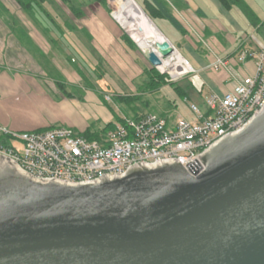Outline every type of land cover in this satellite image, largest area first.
<instances>
[{
    "label": "water",
    "instance_id": "water-1",
    "mask_svg": "<svg viewBox=\"0 0 264 264\" xmlns=\"http://www.w3.org/2000/svg\"><path fill=\"white\" fill-rule=\"evenodd\" d=\"M155 45L174 51L166 37ZM200 161L71 184L0 157V264H264V106Z\"/></svg>",
    "mask_w": 264,
    "mask_h": 264
},
{
    "label": "rangeland",
    "instance_id": "rangeland-1",
    "mask_svg": "<svg viewBox=\"0 0 264 264\" xmlns=\"http://www.w3.org/2000/svg\"><path fill=\"white\" fill-rule=\"evenodd\" d=\"M54 1L62 11L59 10V12L57 8V12L55 4L48 0L43 5L51 12L50 15L53 19L57 20L64 28L65 36L63 34V37L59 33L61 31H58L57 36H53L54 39H49L51 31L48 29L51 24L45 21L42 13L37 14L40 17L39 21L31 22L36 24L44 39H47L42 43L44 48L50 50L47 53L42 48L33 49V46L29 49V53H32L35 61L43 69L42 73L35 69L34 63L32 65L30 62V65L23 66L32 74H40L37 76L33 74L30 76L32 79L27 78V80L34 85L37 83L43 89L45 102L37 101L32 97H24L27 96L24 93L22 97L13 99L3 107V120H0V124L18 132L34 127L47 128L51 126H68L73 130H81L87 125L92 130L98 131L104 127L105 123L110 121L114 127L119 118L132 116L136 112L139 114L150 111L158 114L163 113L170 119L182 116L191 120L193 119V114L189 109L191 102L195 103L201 112L206 111L204 97L208 90L207 87L204 86L203 90L198 92L188 83L192 76H200L196 73L184 76L176 84L184 89L188 99L181 97L174 89L173 84L166 83L156 90L149 89L150 81L146 70L154 66L148 62L138 45L135 49L126 45L122 39H117L121 33L125 32L121 28L124 26L113 14L112 0L68 1L67 5L81 7V11L84 13V17L81 19H75L67 6L60 0ZM134 1L142 8L141 0ZM0 7L8 8L13 13L11 16L13 22L30 21L27 15L20 10L15 0H0ZM60 13L63 17H69L79 25L93 26L94 42L100 47L105 61L100 55L94 54L93 48L96 49L94 45L83 40L86 30H66L58 16ZM111 13L121 26L113 19ZM151 21L196 70L194 56L203 57V51L208 52L206 46H201L202 44L198 43L196 46L188 44L185 34L174 28L165 19L154 18ZM190 32L192 33L191 30ZM260 32L257 34L258 38H261L263 31ZM196 41L199 42V40ZM71 58L75 62H70ZM15 64L19 66L21 62ZM97 65L103 71L101 78L97 77L98 71L94 69ZM155 68L159 73L169 75V68L165 70ZM79 74L84 77V80H81ZM57 79L64 82V91L71 96L60 92L54 83ZM164 79L167 78L164 77ZM91 82L95 85L90 86ZM123 96L124 98L136 96L137 101L133 103L137 108L129 107L130 105L127 104L131 103L120 98ZM167 102L174 106L172 108L164 107Z\"/></svg>",
    "mask_w": 264,
    "mask_h": 264
},
{
    "label": "built area",
    "instance_id": "built-area-1",
    "mask_svg": "<svg viewBox=\"0 0 264 264\" xmlns=\"http://www.w3.org/2000/svg\"><path fill=\"white\" fill-rule=\"evenodd\" d=\"M190 30L212 55L207 69L225 74L230 83L221 93L204 97L205 112L191 102V120L178 117L170 121L155 113L124 116L100 140L87 139L68 126L18 132L0 124V157L36 180L71 184L122 175L133 165L166 160L197 169L202 165V153L226 135L241 130L264 106V34L251 37L253 49L238 52V66L232 57L219 56L192 26ZM194 73L196 70L183 57L179 71H169L165 80L176 82Z\"/></svg>",
    "mask_w": 264,
    "mask_h": 264
},
{
    "label": "crops",
    "instance_id": "crops-1",
    "mask_svg": "<svg viewBox=\"0 0 264 264\" xmlns=\"http://www.w3.org/2000/svg\"><path fill=\"white\" fill-rule=\"evenodd\" d=\"M167 1L171 5L173 15L185 30L184 34L188 38V44L196 46L198 43L205 46L201 41L197 42L190 32L192 26L202 34V39L221 57H232L237 61V54L242 48L250 50L254 48L251 37H259L257 34L261 33L260 31H263L261 36L264 34V0H242L246 8L237 5L225 8L219 0ZM12 14L8 8L0 7V120H3V107L13 99L22 97L24 93L27 94L24 97H32L37 101L45 102L43 89L37 83L34 85L27 80V78L32 79L30 76L35 73L32 74L24 67L30 65L31 62L32 65L35 64V69L40 70L39 72L42 73L43 69L35 61L32 53H29V49L33 46V49L42 48L47 53L50 49L44 48L42 43L46 39L33 23L20 20H18L19 22H13L11 21ZM75 26L78 29L86 30L85 39H83L85 42L88 41L87 35L92 36L91 44L101 53L100 47L94 42L93 26L77 23H75ZM93 30L95 31V29ZM52 36L54 35L52 34ZM117 39H119V36ZM203 54V57L194 56L197 65L196 74L200 76H192L188 83L198 92H201L203 87L206 86L208 90L205 96L211 92L221 93L230 83L225 80V74L215 73L207 69V64L212 60V55L205 50ZM250 60L248 58L249 64H251ZM18 62H21L19 66L15 64ZM236 63L238 66L241 64L239 61ZM27 90L28 92H26ZM183 98L188 99L186 93ZM173 106L174 104L167 102L164 107L172 108ZM146 113L155 112L148 111ZM142 114H145V112H141ZM158 115L164 116L163 113ZM164 117L170 121L176 119H170L168 116ZM36 129H39V127L21 131Z\"/></svg>",
    "mask_w": 264,
    "mask_h": 264
},
{
    "label": "trees",
    "instance_id": "trees-1",
    "mask_svg": "<svg viewBox=\"0 0 264 264\" xmlns=\"http://www.w3.org/2000/svg\"><path fill=\"white\" fill-rule=\"evenodd\" d=\"M49 2L55 4V10L57 11V8H58V11H62L60 9V6L55 3L54 0H48ZM62 3L65 4V6H67L69 12L71 13V15L75 18V19H81L84 17V13L83 11H81V7H78L76 5H67L66 3L70 0H60ZM102 1V0H100ZM221 2V4L225 7V8H229L230 6L232 5H237V6H241V7H245L246 8V5L243 3L242 0H219ZM15 2L17 3V5L19 6L20 10L27 15L28 19L30 20V22H34V21H39L38 18H40L38 15L40 13L43 14V17L45 18V21L50 23L51 26H50V29H48V31L50 30L51 32H49V39H54L52 34L57 36V32L58 31H61L59 32L62 36L64 34L65 36V30L64 28L61 26V24H59L57 22V20H54L53 17L50 15V11L43 5L45 2H47V0H15ZM142 10L144 11V13L151 19L153 20L154 18H162V19H165L167 20L174 28H176L177 30H179L181 33H185V30L183 29V26L181 25V23L176 19V17L173 15L172 13V10H171V5L168 3L167 0H142ZM57 11V12H58ZM59 11V12H60ZM38 14V15H37ZM59 18L61 19V22L63 25H65V28L66 30L70 29V30H75V29H78L76 28L75 26V22L70 20L69 17H63V15L58 14ZM57 16V17H58ZM64 18V19H63ZM13 21V19H12ZM31 22V23H32ZM153 22V21H152ZM36 26V24H34ZM63 36V37H64ZM87 38H88V42L91 43V39H92V36L90 35H87ZM120 39L123 40V42H125L126 45H128L129 47H133L135 49H137V46L132 42V40L127 36V34L125 33H121V35L119 36ZM47 41V39H46ZM93 52L95 55H100L101 58L104 59V57L101 55V53L97 50V49H94L93 48ZM105 61V59H104ZM70 62H75V60L73 58L70 59ZM94 69H96L98 71V75L97 77L98 78H101L102 74H103V71L101 70V67L100 66H96ZM93 69V70H94ZM94 70V71H96ZM147 74H148V78H149V84H150V87L149 89L150 90H156L159 88V86H162L166 83L168 84H173V87L174 89L176 90V92L181 96L183 97L184 94L186 93L184 91V89H182L179 85H176L177 82H167L165 81L164 77L165 75L164 74H161L157 71V69L155 67L151 68L150 69H147L146 70ZM81 80H84L80 74H79ZM90 81V80H89ZM56 87L60 90V92L62 94H66L68 96H71V94H67L65 91H64V82L62 80H58L56 82H54ZM95 85L94 83L91 82L90 86H93ZM121 99H124L125 101H127L128 103H131V104H127V105H130L129 107L133 108V109H136L137 106L134 105V101H137V97L134 96V97H129V98H124L123 97H120ZM134 102V103H133ZM126 111V110H125ZM127 112V111H126ZM141 113H135L134 115L132 116H128V117H131V118H137L138 116H140ZM52 127V126H51ZM48 128V127H47ZM110 128L112 129L113 126L111 124V122H107L105 123L104 127L98 131L96 130H92L90 126H85L83 129L81 130H74L76 133L78 134H81L83 136H85L87 139H90V140H100L102 137L105 136V134L107 133V131L110 130ZM46 128H39V129H36V130H33V131H40V130H44Z\"/></svg>",
    "mask_w": 264,
    "mask_h": 264
},
{
    "label": "bare ground",
    "instance_id": "bare-ground-1",
    "mask_svg": "<svg viewBox=\"0 0 264 264\" xmlns=\"http://www.w3.org/2000/svg\"><path fill=\"white\" fill-rule=\"evenodd\" d=\"M111 2L114 16L119 19L124 27L112 15L113 19L130 35L131 29H135L133 38L136 45L141 48V51H153L161 59V63L157 66L158 68L162 70L169 68L173 74L178 72L183 63V56L176 49L167 56L160 55L155 44L164 39L163 34L158 31L141 7L134 0H112Z\"/></svg>",
    "mask_w": 264,
    "mask_h": 264
}]
</instances>
